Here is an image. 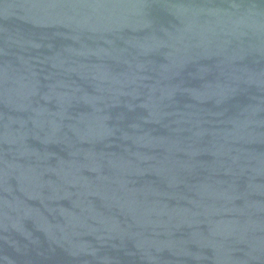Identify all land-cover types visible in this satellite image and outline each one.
I'll list each match as a JSON object with an SVG mask.
<instances>
[{"label":"water","instance_id":"obj_1","mask_svg":"<svg viewBox=\"0 0 264 264\" xmlns=\"http://www.w3.org/2000/svg\"><path fill=\"white\" fill-rule=\"evenodd\" d=\"M0 264H264V0H0Z\"/></svg>","mask_w":264,"mask_h":264}]
</instances>
